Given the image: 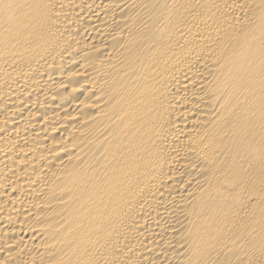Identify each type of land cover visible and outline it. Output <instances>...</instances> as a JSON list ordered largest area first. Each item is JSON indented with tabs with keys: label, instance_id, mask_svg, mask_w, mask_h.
<instances>
[{
	"label": "bare ground",
	"instance_id": "obj_1",
	"mask_svg": "<svg viewBox=\"0 0 264 264\" xmlns=\"http://www.w3.org/2000/svg\"><path fill=\"white\" fill-rule=\"evenodd\" d=\"M0 264H264V0H0Z\"/></svg>",
	"mask_w": 264,
	"mask_h": 264
}]
</instances>
